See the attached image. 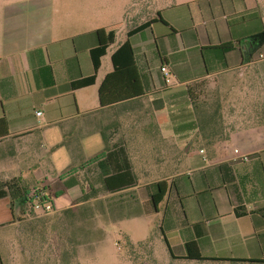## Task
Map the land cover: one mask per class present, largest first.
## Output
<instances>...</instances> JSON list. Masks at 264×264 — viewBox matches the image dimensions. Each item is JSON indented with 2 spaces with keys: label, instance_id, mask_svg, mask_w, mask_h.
<instances>
[{
  "label": "crops",
  "instance_id": "0c3cea01",
  "mask_svg": "<svg viewBox=\"0 0 264 264\" xmlns=\"http://www.w3.org/2000/svg\"><path fill=\"white\" fill-rule=\"evenodd\" d=\"M126 6H4L0 183L60 211L120 196L113 220L157 215L174 264H264V0H176L139 21ZM26 208L0 198V235Z\"/></svg>",
  "mask_w": 264,
  "mask_h": 264
},
{
  "label": "rangeland",
  "instance_id": "374dc122",
  "mask_svg": "<svg viewBox=\"0 0 264 264\" xmlns=\"http://www.w3.org/2000/svg\"><path fill=\"white\" fill-rule=\"evenodd\" d=\"M17 0H0V26L3 8ZM124 0H54L55 10L72 11L93 5L100 16L106 7L115 12ZM176 0H125L128 16L136 11L139 20H148ZM118 8H117V7ZM136 16V15H135ZM137 18V17H136ZM261 98L258 97V101ZM67 198V197H66ZM64 200H68V199ZM74 208L44 215L26 208L21 224L0 235V254L4 264H174L166 255L158 217L138 216L117 219L122 211L120 196L99 199ZM77 200V203H82ZM187 264H204L189 262ZM214 264V263H208ZM216 264V263H215ZM236 264V263H232Z\"/></svg>",
  "mask_w": 264,
  "mask_h": 264
},
{
  "label": "trees",
  "instance_id": "16d2710c",
  "mask_svg": "<svg viewBox=\"0 0 264 264\" xmlns=\"http://www.w3.org/2000/svg\"><path fill=\"white\" fill-rule=\"evenodd\" d=\"M258 49H260V48L258 47L255 51H258ZM254 53L255 52L251 53L250 61H251ZM129 63H131V53L129 56ZM81 85H82V87H84L85 81H82ZM101 157H104V156L102 155ZM97 159H99V158H97ZM114 180H115V178L112 179V181H114ZM106 187L108 188V190H110L109 180H106ZM28 195H29V190L23 184H20L17 180H13V181L6 182V183H0V198L9 197L11 200L12 209L16 204L23 205V206L26 205V206L34 209L33 202L31 200H29ZM42 201L44 203H49V202L53 203L52 196H49V197L43 199ZM187 248L189 251V255L186 259H189V260H205L200 255H194L192 253L191 245L188 244ZM250 262L253 263L254 261H250ZM260 263H262V262H260Z\"/></svg>",
  "mask_w": 264,
  "mask_h": 264
},
{
  "label": "built area",
  "instance_id": "2783aa9c",
  "mask_svg": "<svg viewBox=\"0 0 264 264\" xmlns=\"http://www.w3.org/2000/svg\"><path fill=\"white\" fill-rule=\"evenodd\" d=\"M259 60H264V55L260 54L259 55ZM161 72L164 74L165 77V82L167 85H169L171 83V79H172V74L170 73V70L168 69L167 66H163L161 68ZM42 113L38 112L37 116H41ZM235 152L238 154L239 150H235ZM201 153H203V151H201ZM249 160L248 157L243 156L242 157V161L243 162H247ZM49 193L46 192L45 189L40 188V187H36V188H32L29 190V195L28 198L29 200H31L33 202V207L35 210H38L40 212H42L44 215H49L50 213H52L54 211V202L53 203H44L42 200L49 197Z\"/></svg>",
  "mask_w": 264,
  "mask_h": 264
},
{
  "label": "water",
  "instance_id": "95a60500",
  "mask_svg": "<svg viewBox=\"0 0 264 264\" xmlns=\"http://www.w3.org/2000/svg\"><path fill=\"white\" fill-rule=\"evenodd\" d=\"M258 45L257 46H261L264 43V34L258 36Z\"/></svg>",
  "mask_w": 264,
  "mask_h": 264
}]
</instances>
